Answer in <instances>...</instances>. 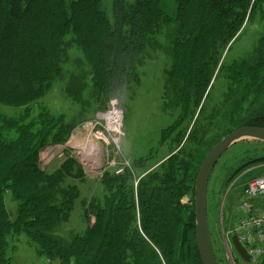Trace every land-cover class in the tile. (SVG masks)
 Returning a JSON list of instances; mask_svg holds the SVG:
<instances>
[{"label":"trees","instance_id":"1","mask_svg":"<svg viewBox=\"0 0 264 264\" xmlns=\"http://www.w3.org/2000/svg\"><path fill=\"white\" fill-rule=\"evenodd\" d=\"M175 4L169 15L161 0H112L111 12L102 0H0V259L9 240L25 235L39 254L61 264H202L195 216L182 205L192 194V180L181 175L189 170L188 152L148 171L137 187L134 181L137 196L129 182L104 176L103 193L89 204L76 186H66L80 178L65 172L70 164L54 175L39 165V152L63 144L71 126L61 132L62 118L46 109L36 114L34 104L64 80L74 46L82 54L75 63L105 93L114 73L135 65L159 37L170 62L167 97L177 100L184 119L190 109L196 115L212 82L222 78L224 101L211 119L221 126V139L242 127H264V0ZM258 20L262 33L253 51L228 63L225 55ZM71 80L79 82L78 74ZM250 163L262 165L264 158ZM8 193L17 205L14 220ZM79 201L83 218L96 224L64 236Z\"/></svg>","mask_w":264,"mask_h":264},{"label":"rangeland","instance_id":"2","mask_svg":"<svg viewBox=\"0 0 264 264\" xmlns=\"http://www.w3.org/2000/svg\"><path fill=\"white\" fill-rule=\"evenodd\" d=\"M102 1L104 9L111 12L112 0ZM161 2L169 15L176 13L175 0ZM51 20V17L47 16L44 21ZM258 22L259 20L248 24L242 36L225 55L228 63L253 51L262 33V26L257 24ZM162 42L164 40L157 37L148 46L146 53L139 56L140 61H136L135 65L133 61V66L127 67L122 74L115 72L105 93L93 84L90 75H83L81 66L78 67L75 63L77 59L82 58V54L79 47L74 46L68 51L69 64L65 66L68 72L64 80L55 82L47 95L34 104L36 114L39 109H46L52 116L62 118V131H59L65 132V127L71 126L63 144L47 145L39 152L40 169L54 175L63 166L70 164L65 172L76 178L78 173L80 178L66 186H76L81 191L83 200H88V204L92 197L98 196L97 193H103L105 186L101 182L104 176L114 178L122 185L129 182L127 189L129 187L137 196V184L148 171L160 167L161 163L174 154L176 156L179 152L186 151L191 162L188 163V172L181 175H187L190 182L192 180V194L183 197L182 205L188 208L191 206L190 210L193 217L195 216L194 191L197 175L210 151L224 135L223 132L220 135L222 130L221 126L217 127L219 123L211 119L214 111L221 108L224 101L226 82L222 78L213 81L208 100L203 101L196 115L190 109L184 119V112L178 106L177 100L167 97V71L170 62L166 52L161 50ZM34 53L33 56L38 54L35 51L28 52L29 56ZM76 73L79 82L71 80V75ZM218 111L219 109L216 112L217 120ZM115 112H118L121 118L118 132L109 124V115ZM205 124L209 127L207 132L203 130L205 126L202 128ZM89 136L93 141L91 145L87 140ZM91 151H96L98 156L92 155ZM262 158L263 144L240 142L222 156L211 176L208 188L209 218L219 264H233V256L238 257L236 252L232 256L227 239L232 234L237 209L248 183L264 176V163L254 165L250 162ZM127 169L130 170L129 173L126 172ZM109 185L107 183V187ZM126 193L123 192V196ZM129 197L128 194L127 199ZM6 205L14 220L17 205L13 204L11 193L6 194ZM76 207L69 224L63 229L64 236H70L75 229L83 231L87 225L96 224L93 217L90 221L83 218L84 208L80 201ZM190 212H187V216ZM183 214L185 215V212ZM179 230L181 232V229ZM0 264L61 263L39 254L37 248L30 244L24 235L13 241L9 240L8 250L0 259Z\"/></svg>","mask_w":264,"mask_h":264},{"label":"water","instance_id":"3","mask_svg":"<svg viewBox=\"0 0 264 264\" xmlns=\"http://www.w3.org/2000/svg\"><path fill=\"white\" fill-rule=\"evenodd\" d=\"M252 141L264 144V127H242L221 139L210 151L201 166L195 183V225L197 247L202 264H219L212 243L208 215V188L213 171L222 156L240 142ZM232 243L235 251L246 261L250 259L237 237Z\"/></svg>","mask_w":264,"mask_h":264},{"label":"built area","instance_id":"4","mask_svg":"<svg viewBox=\"0 0 264 264\" xmlns=\"http://www.w3.org/2000/svg\"><path fill=\"white\" fill-rule=\"evenodd\" d=\"M235 220L232 233L246 249L250 264H264V176L248 183Z\"/></svg>","mask_w":264,"mask_h":264},{"label":"bare ground","instance_id":"5","mask_svg":"<svg viewBox=\"0 0 264 264\" xmlns=\"http://www.w3.org/2000/svg\"><path fill=\"white\" fill-rule=\"evenodd\" d=\"M109 124L111 125V128L115 131H119L120 129V124H121V118H120V115L118 112H115L113 114H111V116L109 115ZM122 128V127H121ZM88 142H89V145H91L93 143V141L91 140V137L89 136L87 138ZM91 154L92 155H97L98 156V153L96 151H91ZM102 156V155H101ZM90 158L88 159V161H90ZM91 163V162H90ZM91 165V164H90ZM99 165V164H98ZM97 166V165H96ZM98 167V166H97Z\"/></svg>","mask_w":264,"mask_h":264}]
</instances>
